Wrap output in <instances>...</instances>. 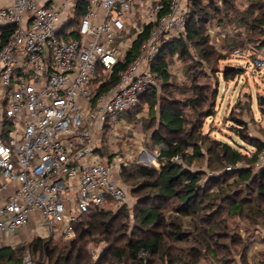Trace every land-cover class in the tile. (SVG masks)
Masks as SVG:
<instances>
[{
  "label": "built area",
  "instance_id": "1",
  "mask_svg": "<svg viewBox=\"0 0 264 264\" xmlns=\"http://www.w3.org/2000/svg\"><path fill=\"white\" fill-rule=\"evenodd\" d=\"M195 1L14 0L0 9V35L7 34L0 46L2 234L17 236L38 213L28 241L55 234L70 240L83 214L131 205L121 172L132 159H105L103 147L142 97L160 91L154 62L185 34ZM238 30L209 24L207 31L217 46ZM232 55L264 68L262 41ZM181 63L172 55L166 71L180 77ZM255 166L264 167V147ZM24 263L33 264L29 254Z\"/></svg>",
  "mask_w": 264,
  "mask_h": 264
},
{
  "label": "rangeland",
  "instance_id": "2",
  "mask_svg": "<svg viewBox=\"0 0 264 264\" xmlns=\"http://www.w3.org/2000/svg\"><path fill=\"white\" fill-rule=\"evenodd\" d=\"M223 39L220 38L217 46L211 40L216 52L209 58H202L191 47L192 59L182 61L181 76H173L166 81V85H163L164 81L160 91H154L147 106H141L143 111L139 116L133 120L126 119L127 124L120 126L117 139L112 138V131L108 133L111 144L103 147L104 152L112 158L119 156L125 161L132 159L126 162L127 165L146 162V167L160 170V163L167 162L159 154L165 144L157 142L155 135L158 132L159 135L166 136V129L161 122V109L173 104L183 114L185 133L193 134L194 142L201 147L200 156H194V148L190 147L185 150V156L181 155L182 161H173L185 169L201 173L199 185L202 190L208 192L211 188H221L224 193H231L244 204L246 202L245 209L237 212L228 210V204L222 197L209 194L205 196L209 207L200 206L193 216L188 217L178 212L179 201L169 202L162 208L165 226L154 230L146 229L134 218V210L139 201L149 202L152 197L148 196L149 190L141 186L144 181L142 177L129 176L126 185L131 195V205L122 208L113 205L107 207L111 211V217L121 224L117 227L115 236L118 240H114V243L120 245L130 238H147L154 231L164 232L165 252L152 257L148 264H264V202L257 197V185L252 180H235L236 175L225 168L227 160L223 156L217 158L208 151L213 141L226 143L244 155H251L255 151V146L241 138L235 119L244 123L242 129L249 137L264 143V68H255L252 61L247 65L246 60H239L233 55L229 60H218V53L230 55V43L223 42ZM178 51V47L174 48L167 57L176 55ZM226 66L238 68L239 73L225 76L223 72ZM200 93L203 97L194 103ZM151 101L154 104L153 110ZM147 153L152 155V159L148 158ZM112 158L109 157V160ZM134 169V165L130 166L131 172ZM252 203L256 207L249 210L246 205ZM123 209L129 216L125 215ZM213 210L218 211L216 216L212 215ZM207 213L211 214L210 217L213 216L215 229L212 230V235L216 234V237L207 236L210 239L203 240L201 219ZM171 223L181 225V232L186 233L189 238L180 242L167 236V227ZM52 238L51 250L69 242L57 234ZM29 243L30 241H26L20 244L26 245L22 253L23 262L29 254L33 264H64L57 254L50 258L43 251H28ZM110 247V243L102 240L99 234L88 240L86 249L91 264H119L112 259L110 251L113 248Z\"/></svg>",
  "mask_w": 264,
  "mask_h": 264
},
{
  "label": "trees",
  "instance_id": "3",
  "mask_svg": "<svg viewBox=\"0 0 264 264\" xmlns=\"http://www.w3.org/2000/svg\"><path fill=\"white\" fill-rule=\"evenodd\" d=\"M219 1L220 3H218ZM234 13L235 15H231ZM190 14L191 16L188 20L185 34L180 39L167 45L154 62V69L160 73V87L164 81L163 85H166V81L173 77L166 71V68L172 59V56L168 58L167 54L173 51L174 48L178 47L179 57L182 61L192 59V48L202 58H209L213 52H216L211 41L212 39L207 31L209 24L220 27L221 32H226L228 28L243 30L234 32V35L226 34L224 37H221L224 38L223 42L228 41L230 43L228 50L230 55L218 53V60L220 61L231 59L230 57H232L234 50L244 47L247 42L254 44L262 41L264 44V2L261 0H245L242 3L239 0H196ZM6 36L7 34L5 35V33L0 35V46L4 43ZM141 42V37L134 42L133 49L127 56V62H130L136 56ZM123 67L120 66L118 70ZM235 72L237 74L239 73L238 68L230 71L224 70L223 73L225 76H228ZM116 79L117 72L113 74L112 83ZM154 91L142 97L141 105L153 97ZM202 97L203 94L200 93L197 97L198 99L195 98L193 102H197ZM151 104V109L153 110L154 104L152 101ZM140 109L138 108L124 115L125 118L129 120L135 119ZM209 115H212V113ZM160 116L162 125L166 129V136L159 135L156 132L155 138L157 142L165 144V148L161 149L160 155L165 157L167 162L160 163V170L148 168L141 163L132 162L124 166L121 172V177L125 184L129 176L135 175L136 177H142L144 181L141 186H145L149 190L148 196L152 197L149 202L139 201V205L134 210V218L139 224L146 229L152 228V230L165 226V221L162 217V208L166 203L175 201H179L180 203L179 213L184 214L186 217L193 216L200 206L209 207L206 203L207 201H205V196L209 194L222 197L224 202L228 204V210L239 212L245 209L246 202L244 204L242 200L236 199L231 193H224L221 188H211L208 192L204 191V189L202 190L199 185L201 173L185 169L179 163L172 161V158L177 155L185 156V150L190 147L194 148V156H200L201 147L198 143L194 142L195 138L193 134L185 133V119L183 114L180 110L175 109L173 104L162 107ZM235 122L239 125L238 132L241 138L248 144L255 146L256 151L251 155L249 153L244 155L239 151L233 150L226 143L218 141H213L208 151L210 154L216 155L217 158L223 156L225 158L224 160H227L225 168H231V173L237 177L235 180L242 179L247 182L252 180L257 185L258 199L260 198L264 202V167H259L254 171L256 161L258 160L261 149L264 147V143L249 137L244 129H242V126H244L242 121L235 119ZM102 155L105 159L112 158L106 151ZM240 163H244L245 165L238 166ZM132 165L135 166L133 172L130 170V166ZM246 206L249 210L256 207L253 203ZM124 213L129 216L126 210ZM207 214L205 215L206 217L201 219V227L203 228L201 229V236L203 240L210 239L207 236L216 237V234L212 235L214 233L212 230L215 229L212 223V217L216 216L218 211L213 210L212 217H210V213ZM120 225L116 218L111 217V211L107 210V208L92 209L88 213L83 214L80 221L74 225L75 236L68 240L69 242L66 245L55 246L51 250L52 237L43 240L34 239L30 241L28 251L30 249L32 251H43L50 258L57 254L58 259L62 260L64 264H91L86 245L88 240L95 234H99L102 236V240L110 243V248H113L110 251V255L119 264H148L152 257L165 252L166 235L160 231H154V234L147 238H130L120 245L115 244L114 240H118L115 236L118 232L117 227ZM167 228V236L177 241L182 242L189 238L186 233L181 232V225L171 223ZM25 246V244H19L16 247L0 248V264H23L22 253Z\"/></svg>",
  "mask_w": 264,
  "mask_h": 264
},
{
  "label": "crops",
  "instance_id": "4",
  "mask_svg": "<svg viewBox=\"0 0 264 264\" xmlns=\"http://www.w3.org/2000/svg\"><path fill=\"white\" fill-rule=\"evenodd\" d=\"M14 0H0V9L3 7H6L10 5ZM148 102L144 103V105H147ZM38 216L37 214H34L33 220L30 223V225L25 228L20 234L14 237H8L0 232V248L4 247H15L18 244H21L22 242L28 241V237L30 235L31 229L33 228L35 224V218Z\"/></svg>",
  "mask_w": 264,
  "mask_h": 264
},
{
  "label": "water",
  "instance_id": "5",
  "mask_svg": "<svg viewBox=\"0 0 264 264\" xmlns=\"http://www.w3.org/2000/svg\"><path fill=\"white\" fill-rule=\"evenodd\" d=\"M234 68H235L234 66H226L225 70H233ZM261 103L263 104V99Z\"/></svg>",
  "mask_w": 264,
  "mask_h": 264
}]
</instances>
